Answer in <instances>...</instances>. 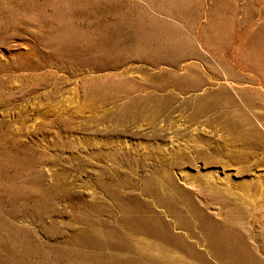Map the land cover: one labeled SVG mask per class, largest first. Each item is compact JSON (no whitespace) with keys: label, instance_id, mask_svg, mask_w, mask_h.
<instances>
[{"label":"rangeland","instance_id":"1","mask_svg":"<svg viewBox=\"0 0 264 264\" xmlns=\"http://www.w3.org/2000/svg\"><path fill=\"white\" fill-rule=\"evenodd\" d=\"M0 264H264V0H0Z\"/></svg>","mask_w":264,"mask_h":264},{"label":"bare ground","instance_id":"2","mask_svg":"<svg viewBox=\"0 0 264 264\" xmlns=\"http://www.w3.org/2000/svg\"><path fill=\"white\" fill-rule=\"evenodd\" d=\"M163 163H164V161H163ZM243 185H245V184L243 183ZM243 185H242V186H243ZM246 186H247V185H246ZM243 187H245V186H243ZM246 189H247V188H246Z\"/></svg>","mask_w":264,"mask_h":264}]
</instances>
